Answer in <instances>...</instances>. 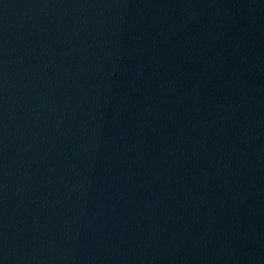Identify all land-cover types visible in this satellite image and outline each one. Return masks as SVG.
Instances as JSON below:
<instances>
[{
    "label": "water",
    "instance_id": "water-1",
    "mask_svg": "<svg viewBox=\"0 0 264 264\" xmlns=\"http://www.w3.org/2000/svg\"><path fill=\"white\" fill-rule=\"evenodd\" d=\"M0 264H264V0H0Z\"/></svg>",
    "mask_w": 264,
    "mask_h": 264
}]
</instances>
